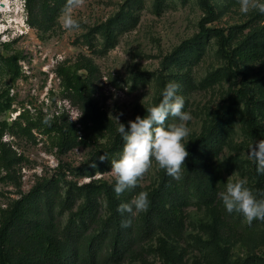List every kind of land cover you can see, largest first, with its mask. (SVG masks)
Wrapping results in <instances>:
<instances>
[{"label":"rangeland","instance_id":"1","mask_svg":"<svg viewBox=\"0 0 264 264\" xmlns=\"http://www.w3.org/2000/svg\"><path fill=\"white\" fill-rule=\"evenodd\" d=\"M209 1L215 14L211 21L205 22L207 27L241 26L256 11L241 13L239 0ZM125 2L127 0H84L73 12L74 18L80 21L78 29L61 27L58 22L61 10L56 14L53 27L43 32L28 24L24 0H0V104L6 97L11 98L10 108L0 112V122L5 120L9 126L20 112L27 110L31 119L45 116L56 122L65 120L77 123L80 129V143L59 153L51 141L35 129L32 130L35 139H30L13 133L15 128H7L1 140L22 156V161L10 170H0V208H8L37 181L51 180L46 190L49 206L46 219H51L52 232L58 236L67 217L86 200V196L76 192L70 184L113 181L111 161L120 157L124 144L123 141L120 152L103 160L101 169H96L92 175L84 172L91 153L103 145L109 146L112 139L105 133L93 134L80 126L82 104L63 90L56 74L59 64L71 66L82 60L95 66L89 76L90 104L109 117L116 127L118 118L128 128V122L141 116L168 82L178 83V94L185 99L184 111L191 114L187 122L190 133L187 141H182L187 144L200 133L208 117L227 102L229 86L235 81L225 71L226 61L218 53V45L211 35L203 36L198 44L170 57L182 41L198 33L206 15L199 0H162L158 13L154 10L155 0H138L133 7L138 16L137 24L119 31L114 46L107 52H94L85 44L83 34L113 16ZM240 29L232 45L247 31ZM101 43L97 32L93 48L98 50ZM13 55L18 56V74L14 64L9 66L6 62ZM242 66L248 80H256L264 72V53L257 61ZM218 69L223 72L219 79H207L209 73ZM79 72L82 76L87 74L84 70ZM240 79L238 76L236 82ZM172 119L169 117L168 122ZM258 121L264 139V112L259 113ZM252 144L242 133L238 121H231L222 148L202 156L215 170L211 177L215 200L206 205L192 195L183 198L177 207L183 224L181 237L158 232L119 261L105 264H214L204 246L213 231L218 232L229 261L249 253L260 226L254 225V221L249 225L241 213H228L218 193L225 190L228 179H246L247 186L253 190L249 156ZM162 171L153 160L151 169L139 181L138 193H148L157 185ZM98 201L100 221L107 212L104 198ZM143 213L132 218L138 220Z\"/></svg>","mask_w":264,"mask_h":264},{"label":"trees","instance_id":"2","mask_svg":"<svg viewBox=\"0 0 264 264\" xmlns=\"http://www.w3.org/2000/svg\"><path fill=\"white\" fill-rule=\"evenodd\" d=\"M65 3L66 0H24L28 24L45 32L53 27L56 14L63 9ZM138 3V0H127L113 16L90 28L82 36L85 44L96 53L107 52L114 46L119 31L137 24L138 16L133 7ZM161 3L162 0H155L156 13L159 12ZM199 4L206 15L199 25L198 33L182 41L170 57L181 54L185 47L198 44L203 36L211 35L218 45V53L226 61L225 71L233 76L235 81L229 86L227 102L208 117L200 133L186 145L189 155L182 166L181 179H173L163 169L159 182L148 192L147 211H144L138 220L132 218L131 226L128 228L121 227V221L126 219L128 214L121 216L118 207L121 203L129 202L138 193L139 186L117 196L114 191V180L92 181L81 185L71 183L70 186L79 194L85 195L86 200L67 217L59 236L52 232L51 219H46V213L49 211L46 190L50 187L51 180H39L8 208H0V264H105L119 261L158 232L181 237L183 224L179 220L177 210L180 201L192 195L201 203L208 205L216 197V192L211 186V177L215 170L202 159L204 153H215L222 148L229 124L235 119L242 133L253 144L263 139L258 115L264 112V72L256 80L250 81L242 65L257 61L264 53V14L253 12L241 26L226 29L207 27L205 22L214 18V8L209 0H199ZM240 28L247 31L232 45ZM97 32L102 38L98 50L93 48L94 34ZM17 57L13 55L6 62L9 66L14 64L18 74ZM80 70L86 71V76H82ZM94 71L95 66L92 63L82 60L71 66L59 64L56 68L63 90L82 104L80 126L93 134L105 133L112 139L109 146L103 145L91 153L84 171L88 175L102 168L101 156L115 155L121 151L123 144L114 122L96 111L90 104L89 76ZM222 74V70L218 69L209 73L207 79L216 80ZM238 76L241 79L236 82ZM161 99L160 94L153 104H158ZM10 105L11 98L6 97L5 102L0 104V112L10 108ZM144 115L146 108L141 117ZM44 119L45 116L31 119L26 110L20 112L9 126L5 120L0 122V170H10L13 165L22 161V156L9 146L6 147V143L1 140L7 128L11 130L15 128L13 133L30 139H35L32 132L35 129L39 134L46 136L59 153L80 143L78 140L80 129L76 126L77 123L65 120L56 122L48 118L49 123L46 124ZM78 170L80 172L81 169ZM252 176L253 192L258 198H264V174L257 173L253 160ZM101 197L104 198L107 213L99 221L98 200ZM253 223L260 226V230L255 236L250 252L233 261H229L227 252L217 236L218 232L213 231L204 246L214 264H264V221L254 220Z\"/></svg>","mask_w":264,"mask_h":264},{"label":"clouds","instance_id":"3","mask_svg":"<svg viewBox=\"0 0 264 264\" xmlns=\"http://www.w3.org/2000/svg\"><path fill=\"white\" fill-rule=\"evenodd\" d=\"M83 4L84 0H66L58 18L63 29L80 27V21L74 18L73 12ZM239 5L241 13L248 14L256 10L264 14V0H239ZM179 89L178 83L168 82L161 92L159 103L148 106L143 117L137 115L134 120H130L127 129L116 118V130L124 141L120 157L111 161L110 173L115 181L117 196L139 186V181L151 169L153 160L173 179H181V169L189 155L187 143L182 141H187L189 136L187 122L191 120V114L184 111L185 99L178 94ZM169 117L173 118L171 122H168ZM44 123H49L47 117ZM249 156L256 165L257 173L264 174V139L250 145ZM105 158L100 157L102 161ZM247 185L246 179H228L225 190L218 193V198L228 213L243 214L245 221L251 225L254 220L264 221V198H258ZM148 206L149 194L146 191H140L129 202L121 203L118 207L121 216L128 214L121 221V227H130L132 217L147 211Z\"/></svg>","mask_w":264,"mask_h":264}]
</instances>
